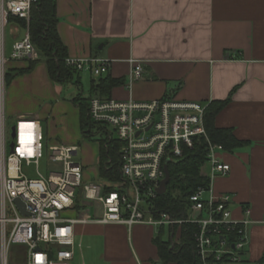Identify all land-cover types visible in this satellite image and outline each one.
<instances>
[{"label": "crops", "instance_id": "0c3cea01", "mask_svg": "<svg viewBox=\"0 0 264 264\" xmlns=\"http://www.w3.org/2000/svg\"><path fill=\"white\" fill-rule=\"evenodd\" d=\"M55 2L56 29L67 57L110 61L105 74L93 76L119 82L109 98L136 102L168 98L203 105L227 100L215 116V126L231 128L248 144L220 155L230 171L214 180L213 189L215 194L231 196L235 219L250 221L243 264H264V0ZM130 60L142 68L136 81L130 78ZM27 65L11 62L8 70ZM35 69L41 70L52 103L46 104L42 115L29 116L54 120L61 133L55 138L59 144L77 145L78 150L81 143L90 144L81 134L75 102L78 96L86 98L81 72L58 83L49 78L44 63L30 73ZM25 76L14 78L9 89H18ZM67 84L77 92L62 98ZM94 149L98 179V142ZM244 208L249 209L248 216ZM159 231L146 225H78L69 264H160L153 243Z\"/></svg>", "mask_w": 264, "mask_h": 264}, {"label": "built area", "instance_id": "2783aa9c", "mask_svg": "<svg viewBox=\"0 0 264 264\" xmlns=\"http://www.w3.org/2000/svg\"><path fill=\"white\" fill-rule=\"evenodd\" d=\"M36 1L0 0V264H9L8 251L16 244L25 246L22 264H69L75 227L89 224L146 225L168 231L175 225L195 226V251L203 264L243 263L250 221L235 219L231 196L214 192V180L227 176L230 166L220 157L225 153L222 145L207 136L204 114L208 104L168 98L146 102L92 98L90 119L110 127L123 144L117 183L83 182V167L75 159L77 145L47 144L44 148L40 120L21 116L9 123L5 113L8 62L39 58L28 31ZM11 18L25 22V33L12 43L7 55L6 27ZM109 63L97 58L65 59L67 67L93 76L105 74ZM130 63V78L136 81L142 68L139 62ZM200 139L207 144L200 172L208 186L190 196L184 220L155 214L164 162L181 157L185 148ZM43 161L45 171L40 172ZM30 167L36 171L33 176L24 171ZM243 213L248 216L249 209Z\"/></svg>", "mask_w": 264, "mask_h": 264}, {"label": "trees", "instance_id": "16d2710c", "mask_svg": "<svg viewBox=\"0 0 264 264\" xmlns=\"http://www.w3.org/2000/svg\"><path fill=\"white\" fill-rule=\"evenodd\" d=\"M25 28V22L18 19H10ZM57 17L55 0H37L33 5L28 25L29 36L32 44L40 54V59L29 61L26 68L8 70L6 74L7 86L17 76L28 74L34 70L42 60L49 78L53 82L70 81L77 71L65 65L67 57L66 48L57 33ZM118 81L99 77L90 82V95L88 98L76 99L80 113V130L85 139L98 142L99 159L98 169L100 178L111 181H120V153L122 143L114 139L108 131V127L93 122L89 117V101L96 96L109 98L113 87ZM226 101H212L208 103L204 114V126L209 140L220 144L225 152L245 146L247 141L235 137L231 128H218L214 120L217 113L224 107ZM207 144L204 139L194 142L192 148H185L181 157L170 159L167 171L169 182L166 192L158 196L154 201L155 214L165 213L174 220H184L188 216L189 198L199 188L208 186V179L204 177L200 169L206 160ZM164 229H160L153 243L156 247L160 264H203L196 254L193 233L195 226L186 224L175 225L167 230V239L162 237ZM171 238L176 239L175 245H171ZM211 262V261H210ZM211 264V263H210Z\"/></svg>", "mask_w": 264, "mask_h": 264}, {"label": "rangeland", "instance_id": "374dc122", "mask_svg": "<svg viewBox=\"0 0 264 264\" xmlns=\"http://www.w3.org/2000/svg\"><path fill=\"white\" fill-rule=\"evenodd\" d=\"M24 34V28L20 27L19 25L15 24L14 22H9L6 27V52L7 55L10 54L12 43L17 39L21 38ZM39 60L40 54L38 53ZM36 61V60H35ZM11 62H8V66ZM39 63H43L41 60ZM38 63V64H39ZM41 71V70H39ZM37 69H35V72L33 74L28 73L25 74L26 76L23 77L21 80L22 84L19 86L16 90H10L9 86H7V92H6V100H5V113L6 116L9 117V123H15V121L23 116L31 117L29 116L30 113L34 114H43L44 108L46 104H51L50 98L48 97L50 95V91L43 84V82L40 79V72ZM43 74V73H42ZM24 76V75H23ZM81 86L83 90L84 97H89L88 92V86L91 79H93V75L89 71L81 72ZM95 79V78H94ZM64 89L62 90V98H67L68 93H76L77 89L73 84H67L63 86ZM81 89L79 88V92ZM31 115V114H30ZM45 118V117H44ZM40 120L41 127L43 131V146L48 145H57L59 144L58 140L55 141V138L59 137L61 135L59 131V126H56L54 124V120L48 121L47 119ZM108 131L111 133L114 139H116V136L113 132V130L108 127ZM48 134V135H47ZM86 143V142H85ZM90 144H83L81 143L79 145V150L76 155V160L81 164L82 167H84V172L82 175L83 182L86 181H94L101 184L105 183V180L100 178L99 180L96 178V151L94 149L95 142L89 141ZM96 148V147H95ZM29 175H35V169L34 167L26 168L24 170ZM39 171L44 172V161L40 163ZM88 207L91 208V203L87 204ZM162 237L164 239H167V229L164 228ZM175 242H177L176 239L171 238V245H175ZM24 253H25V246L16 244L12 245L8 251V261L9 264H22L24 262ZM243 264V263H239Z\"/></svg>", "mask_w": 264, "mask_h": 264}, {"label": "water", "instance_id": "95a60500", "mask_svg": "<svg viewBox=\"0 0 264 264\" xmlns=\"http://www.w3.org/2000/svg\"><path fill=\"white\" fill-rule=\"evenodd\" d=\"M169 160H166L163 164V168H164V172H165V177L163 179V181L160 184V187L157 190L158 195H163L166 192V186L169 182V175H168V171H167V166H168Z\"/></svg>", "mask_w": 264, "mask_h": 264}]
</instances>
